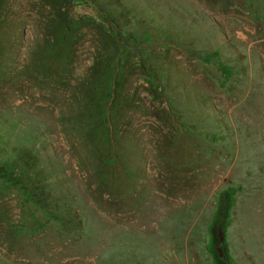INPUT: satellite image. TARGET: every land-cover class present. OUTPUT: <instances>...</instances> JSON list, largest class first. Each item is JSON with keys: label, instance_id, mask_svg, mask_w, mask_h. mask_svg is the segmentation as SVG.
Segmentation results:
<instances>
[{"label": "rangeland", "instance_id": "1", "mask_svg": "<svg viewBox=\"0 0 264 264\" xmlns=\"http://www.w3.org/2000/svg\"><path fill=\"white\" fill-rule=\"evenodd\" d=\"M0 264H264V0H0Z\"/></svg>", "mask_w": 264, "mask_h": 264}, {"label": "trees", "instance_id": "2", "mask_svg": "<svg viewBox=\"0 0 264 264\" xmlns=\"http://www.w3.org/2000/svg\"><path fill=\"white\" fill-rule=\"evenodd\" d=\"M106 14H107V16H110V13H106ZM86 22H92V21H90V20L83 21L80 19L75 21L74 18L71 17L70 15H68L65 18L63 16H61V19H60V21L57 22V25L64 24V27H63L64 29H63V33H61V36L56 38V41L58 40V42L61 44L66 42V40H68L69 37L72 36V34L75 33L76 30L78 28H80L83 23H86ZM105 32H106L107 36L110 38L111 35L109 34V31H105ZM115 34H119V33L116 32ZM119 62H120L119 58H118V64L112 63V61H110V63L106 62V64H107L106 66H108V68H111V66H112V74L110 76L111 78L108 80V84L105 82L101 85L96 84L97 85L96 87L98 89L101 88V90H102L100 95H98V97L96 99L98 102L97 105L99 106V110L97 111V117L99 118L100 123L104 120V123L107 126H109V124H110L109 119H111V116H112V113H111V115H109L111 112L110 109H113L114 106L117 105L118 98H119V87H120L119 76H120V71L122 70V64ZM102 63L104 64L105 62H102ZM102 63L100 62L98 64H102ZM111 99H112L111 104H108L109 101H111ZM104 103H106V106H107L106 109H103L105 106ZM2 168H3V171H19V169L16 170L17 167L14 165V163H7V165H5Z\"/></svg>", "mask_w": 264, "mask_h": 264}]
</instances>
